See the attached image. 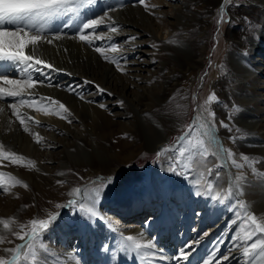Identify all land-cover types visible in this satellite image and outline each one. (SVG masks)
Segmentation results:
<instances>
[{
    "label": "bare ground",
    "instance_id": "1",
    "mask_svg": "<svg viewBox=\"0 0 264 264\" xmlns=\"http://www.w3.org/2000/svg\"><path fill=\"white\" fill-rule=\"evenodd\" d=\"M95 1L98 2L92 5H84L78 18L76 15H72L71 18L66 16L55 21H49L45 26L47 31L44 32L42 40L37 45H28L26 47V54L33 55L34 60L40 59L56 70L48 68H44L43 72L32 70L34 79L43 81V83H37L35 87H28L26 83L20 90V96L8 97L5 95L3 99H0V149L8 150L3 153L4 155L0 156V171L19 162H33L40 169H43L42 165L44 162L55 161L56 153L62 151L61 147H63L65 153L61 157L63 163L58 165L60 169L66 170L70 160L77 161L80 165H83L86 161L94 162L96 157H99L103 167H108L110 164L106 173H109V175H117L119 173L117 176L120 178L116 177L114 183H112L116 188L115 198L110 200L111 198L106 197L107 195L105 196V191L102 189L97 206L93 209V211H99L100 209L104 218L108 220L107 224L112 223L113 227L107 229L103 223L105 219L102 218L96 220V228L90 225V232L78 226L81 236L87 237L86 241L82 240L79 245L84 248L83 253H85V256L77 251L70 255L71 260H67L64 254L47 253L48 255L45 254L43 257L45 264H143L146 261L144 260L145 256L147 260H152L153 264H202L205 259L214 261V264H235L239 259L244 260L243 264H246V261L248 264H264V255L260 254L259 247L254 251H250L249 257L243 256L244 248L248 247L253 241L259 245L260 241L264 240V234L255 235L256 237H252L251 240L248 239L239 251H237V241L235 242L234 235L226 243L227 246L223 244V248L218 246L212 250L209 247L210 241L217 237L221 223H223V218H220L219 215L223 206L218 208L214 204L215 201L216 203L221 200L225 201L222 191L228 192L229 190L231 200H241V205L232 204V206L236 205L233 213L238 208L244 209V213H248L251 210L256 218L264 222V178L253 179L248 176L241 181H237L232 175V165L225 158L226 154H221L208 156L200 163L193 161L192 170L187 176L188 180L184 183V177L178 175L177 177H170L167 164V154L170 153L165 152V156L153 170L151 180L153 187L148 198H146L147 196L144 197L142 191L134 187L137 178L142 179L145 176L142 170L137 171V169L125 168L134 161L138 150L148 149L149 151L160 152L165 149L164 144L171 139L170 132L166 131L168 122L158 119L150 109L149 103L155 102H145V95H148L151 87L146 85V83L142 84L139 77L145 75V73L150 74L158 71L152 65V60L143 58L144 55L149 54V51L144 49V47L149 45L146 37L155 39V36H152L153 32L155 31L159 35L163 30L160 27L161 25L158 26L159 24L155 22L156 17L154 15L164 14V19H173L176 22L178 20L181 21L183 18L184 20L188 19L183 13L184 10L181 9V5L179 6L180 8L174 6V0H151L155 7L153 9L148 8L147 11L144 6L139 4L136 7H133L134 4L127 7L121 4L123 7L120 5L116 10L112 11L107 9L112 4H103L106 0ZM186 1L188 5L190 3L196 4V2L201 4L202 1H207L208 5L216 6V12L219 15H223L228 4L224 3V12L221 13L222 0ZM238 1L242 2L245 8L237 10L238 13L236 12L237 14L233 16L235 21H238V26L244 25L243 19L239 18V16L247 13L250 14L252 21L249 22L253 26H244L245 28L242 31L234 30L230 34L236 40V45L233 48L231 47L227 63L236 78L229 93L234 103L243 110L234 116L232 115L236 112L233 111H231V113L233 112L232 115L231 113L228 115L233 117L235 125L234 131H231L233 133L239 130L245 131L248 133V137L230 143V149L237 155L240 152L249 155H264V0ZM164 7H170L171 10H165ZM136 9L145 10L147 12L146 15L151 16L152 19L147 18L145 20L144 18L147 16H144V13H140L141 16H139L140 14H138ZM258 13H261V18L257 17ZM94 18L102 20L101 24L96 28V33L100 34V38L97 39L96 33L87 29L83 30V34L88 35L89 41H81L79 38L80 34H76V31L84 22ZM159 23L161 24V22ZM65 24H71V27L65 28ZM184 24H187V20H185ZM110 25L117 26L118 31L111 32L108 30ZM6 27L8 30H14V26L8 25ZM252 32L256 36H250ZM52 33H59L60 39H55ZM126 36L128 38L129 36H135L138 40L131 42L127 38L124 41L125 43L119 44V42L126 39ZM156 38L158 37L156 36ZM246 38L247 42L245 43ZM49 39L52 40L51 44L48 43ZM109 40L118 45L115 50L107 47ZM129 43L135 46L131 45L130 48H127L126 45H129ZM34 46H38L39 51H36L37 49L35 50ZM95 46H100L104 50V56L94 50ZM122 47L123 49H121ZM241 47H246L248 55H244L245 51H242ZM104 57H107L108 60ZM113 59L120 61V68L124 70L123 73L117 70L114 63L108 62ZM5 67L11 68L10 65H5ZM35 68H43V65H36ZM149 74L147 78H151ZM7 76L9 79H21L24 73L18 70H9ZM0 88L7 91L11 86L4 84L0 80ZM100 89L104 91H100ZM141 89L143 92L140 91ZM92 90L94 91L93 94ZM119 92L126 93V96L125 94L120 96ZM120 98L123 100L127 99L129 105L127 108H130V111L126 110V112H123L125 111L123 109L125 105L119 103ZM21 100L26 101V103L21 104ZM10 103H15V109L9 106ZM60 103L65 105L67 111L59 107ZM101 105L105 107L101 108ZM146 117L149 120L156 121L155 126L153 125L154 133L150 130L149 121ZM21 120L24 121L23 124H21ZM126 120L128 121L126 122ZM133 127H137L136 132H133ZM16 128L20 129L22 133L13 137L10 136L13 135V129ZM163 128L165 132H163ZM128 135L131 137L130 140L129 137L124 138ZM193 135L190 140L195 145L200 139L196 132ZM216 136L217 142L223 146L217 132ZM104 140L107 141L106 146L100 143V141ZM90 141L94 142V144H91ZM225 141L229 145V139ZM69 145L71 149L68 148ZM111 147L115 152H112L113 149L110 150ZM55 148L59 150L53 151ZM9 153L15 156L12 154L10 156ZM196 159L199 160L200 158L197 157ZM116 161L123 164L115 167L113 162ZM221 161H223L224 171L219 173V187H216L215 179L211 195L203 194L209 191L207 184L213 171L211 168L213 166L211 165H217ZM262 165L264 166V161H262ZM64 170L61 172L65 173ZM215 170L219 171V169ZM1 174L0 176H2ZM23 176L27 177L31 176V174H25L24 171ZM14 177L13 174H8L7 181L12 182ZM40 177L44 178L43 175ZM92 177L86 179L83 186H73L69 191L70 193L74 188H79V194L75 196L68 194L70 200H75L89 209L91 208V196L94 195L97 188H100ZM32 184L36 190H40V193H42L43 187L50 186L40 181ZM143 186L148 188L144 183ZM8 187L9 183L0 184L1 189H6L4 194L9 191ZM51 188L50 186L49 190L51 194H54L55 190ZM179 188L183 190L185 200L174 201L183 203L186 210L181 212L180 215H176V218L171 217V219L175 218L173 221L168 218L163 219L160 224L163 228L162 233L156 243V249L158 250L155 249L157 251L155 258L142 254L143 250L137 251L133 246L132 251H130V242L126 244L124 237L133 236L140 244L149 243L155 238L152 236V228H149L151 226L148 223L150 219H143L144 221L138 222L137 216L139 213H134V210L140 209L142 214L145 212L141 217L147 216L149 213L153 215L154 212L156 213L155 217H157L161 212L162 195L163 197L167 196L168 199L173 198L176 194V189ZM17 190L22 191L21 194ZM59 190L60 193H64L63 188ZM26 191L25 187L17 188L8 195L9 197L7 196L8 198L6 197V200L2 199L4 194L0 195V218L2 220L13 218L15 212L23 216L22 220L24 221L22 222L29 220L31 212H23L17 205L26 204L25 198L28 197V192ZM16 192L17 200L13 199V195ZM238 192H243V195H232ZM213 196L216 198L213 199ZM230 196L229 203L231 202ZM38 197L42 201L41 196L38 195ZM122 202H124L123 207L120 206ZM149 203L153 204L151 211H148L150 208ZM83 215L88 219V215L85 213ZM168 216L170 217V213H168ZM196 216L198 217V223L191 228L194 221H196ZM5 223L8 224L7 221ZM70 226L72 225L66 226L65 229ZM152 226H154V223H152ZM206 228L208 232L204 233ZM85 232H87L86 235H83L82 233ZM69 233L65 232V237ZM110 234L113 235V248L114 246L116 247L117 237H120L124 243L122 262L121 254L115 249L112 250L109 256L102 249L106 246L105 237H109ZM170 234H173V236L171 235L172 239L169 238ZM92 237L94 241L97 239L99 242L100 251L97 255H90L89 253L93 245ZM247 237L249 238L248 235ZM244 239H246V236ZM21 241L24 244L26 240ZM176 243L177 246H175ZM189 245L191 247L188 250L191 255L189 256V262H187L179 256V252L182 248ZM11 247L6 248L10 249ZM227 248L229 259L225 261L221 255L227 251ZM175 250L177 251L176 253Z\"/></svg>",
    "mask_w": 264,
    "mask_h": 264
},
{
    "label": "rangeland",
    "instance_id": "2",
    "mask_svg": "<svg viewBox=\"0 0 264 264\" xmlns=\"http://www.w3.org/2000/svg\"><path fill=\"white\" fill-rule=\"evenodd\" d=\"M106 1L109 3L114 2L115 4L113 3V5L115 8L116 6L120 7L121 4L125 5L126 7L132 4H134L133 7L138 6L135 0H123V1L106 0ZM149 1L151 0H145V3L148 5V8L153 9L154 8L152 7L153 2L152 1L149 2ZM174 4H175L174 6H178V8L182 7L181 9L184 10L183 13L188 17V19H185L187 20V24L186 25L184 24L185 22L184 18L181 21L178 20V22H176L173 19L170 20L169 19L166 20V18L164 19L163 17L165 16L164 14L158 16L154 15V17H156L155 22L159 24L158 26L161 25L160 27L163 28V30L160 32L159 35H157L155 31L153 32L152 36H155V39L146 37L147 41L149 42L148 43L149 45L144 47V49H146V51H149V54L144 55L143 58H146L150 61L152 60L153 62L152 65L154 66V68H157L158 73L157 72L150 74L145 73V75L139 77V80L141 79L142 84L146 83V85H149L151 87V91L148 93L147 96L145 95L146 97L145 102L148 103L150 101L155 102L156 104L149 103L151 111L157 116L158 119H163L166 122H168V125L166 126V131L170 132L171 139L168 143L164 144V148L169 149V151H166V153H170L167 154L168 167L169 164L172 162L173 150L180 147L182 144L186 143L185 141H181L180 137L183 136L184 133L187 132L189 128H192V133L194 135L195 132L197 133V135H199V139H203V137H201L200 135V131L202 130L197 131L196 124L205 123L206 122L205 119H201L200 121H197V119H195L194 122L192 119L195 116L197 118L198 115L201 117H207V112L205 111V109L215 114L216 132L217 135L220 136L222 140L224 149L231 151L230 143L237 142L238 140L248 137V133L242 130L233 133L235 129V125L233 123L232 116L240 113L243 109L234 103L229 93L230 88L232 87V85H234L233 81L236 78V75L233 73L227 61H228V54L230 49H232L233 46L236 45V40L233 39L230 35L231 32L234 30L242 31V29L245 28L244 26H249V27L253 26L249 22L252 21L250 19V14L247 13L245 14L243 13L241 16H239V18L241 17L243 19L244 25L238 26V21L236 22L233 16H235L238 13L237 10L239 8L242 9L245 8L244 7L245 5H243L242 2L239 1L237 2V0H232V3L227 4L224 12L225 14L223 13V15L217 14L216 6L208 5L207 1L206 2L202 1L201 4L200 2H196V4L190 3V5H188L186 0H177V1L174 0ZM87 8L89 9V7ZM107 9H110V7ZM164 9L168 11L171 10L170 7L169 8L164 7ZM137 10L138 9H136V11ZM140 13L141 14L144 13V16H147L146 15L147 12L143 9L138 10V14ZM261 13L260 14L258 13L257 17L261 18ZM141 14L139 16H141ZM221 16L223 17L224 21H228V22L221 23L220 31L219 33H217L216 32L217 21L221 18ZM147 18H151V16H147L144 19L146 20ZM159 22H161V24ZM165 34H166V38H165ZM156 36L158 38H156ZM250 36H256V34L252 32ZM125 38L126 39L119 42V44L125 43L124 41H126L128 37L126 36ZM247 38L245 39L246 40L245 43L247 42ZM137 40L138 38H136L135 41ZM130 43L129 45H126L127 48L131 47L132 44L130 45ZM34 49L35 50L37 49L36 51H39L38 46H34ZM121 49H123V47ZM246 50H247L246 47L242 48V51H246ZM115 57L117 58V56ZM148 74L150 75L149 77L151 78H147ZM140 91L143 92L142 89ZM91 92L93 94L94 91L92 90ZM123 94H125L126 96V93L119 92L120 96H124ZM213 94H215L217 100H213L209 102L208 98ZM119 101H120L119 103H121L122 101L123 104L125 105V107L123 108L125 111L123 112H126V110L128 111L131 110L130 108H127V106H129L127 103V99L123 100L122 98H120ZM99 102H103V101H99ZM231 111L236 113L233 114V112L231 113ZM229 113L233 115L229 116L228 115ZM146 118L149 121L150 130L154 133L155 129L153 125L155 126L156 121L149 120L148 117ZM229 118H231V122ZM207 119L210 120L211 118L207 117ZM127 121L128 120H126V122ZM220 121H223L225 124H229L231 130L233 131H231L230 133L228 130L222 127L220 125ZM133 128H134L133 132L134 131L136 132L137 127H133ZM163 132H165L164 128H163ZM21 133L22 131L16 128L13 129V135L10 136L13 137L14 135H19ZM125 134H129V133H125ZM193 134H191L189 139L192 138ZM129 135L124 138L129 137ZM230 136L233 137L234 140H230L229 139ZM91 138L93 137L91 136ZM130 139L131 137H129V140ZM228 139L230 141L229 145L226 144L225 141ZM90 143L94 144V142L92 141H90ZM100 143H102L105 146L107 145V141L105 140L100 141ZM68 148L71 149V146L69 145ZM61 149L62 151L56 153L55 161L52 160L49 163L44 162V164L42 165L43 169L42 168L40 169L38 165L33 162L31 163L19 162V163H15L9 168L7 167V169H3L2 171H0V174L3 173L1 174L2 176H0V184L9 183V187H8L9 191L5 194L3 193L4 195L2 199L6 200V197L12 191H15L17 188L20 189L21 187H25L27 190L26 192H28V197L25 198L26 204H17V205L19 209L22 210L23 212H31L29 220L26 222H22L24 221L22 220L23 216H21L19 213L16 212L14 213L13 218L4 219V220L0 218V220L8 222V228H5L4 224L0 223V233H2L0 234V240L3 241L2 243H0V257H3L5 259L11 258L12 253L5 252V250L7 249L6 247L12 246L10 249H15L17 248L18 245L21 244L22 241L19 239L16 233H19L20 235H24L25 233H30L32 231V227H31L32 220L34 219L50 220L52 217H56L55 222L50 223V225L46 229L38 228L39 235L37 239L33 242L34 247L33 248L25 247L23 249L24 250L23 255H21L17 264H22V263L45 264V259L43 257L45 254L48 255L47 253L64 254L65 258L67 257V260H71L70 255H72L73 252L79 251V253L82 254L84 250L83 247L79 246L82 241L81 239L82 236L81 233L79 232L78 226H80V228L82 227L83 229L88 230L87 232H90L89 231L90 225L95 224V226L93 227L95 228L97 219H101V218L105 219L100 209L98 211L100 214L99 218L95 217L89 219V217H91V212L89 211V208L87 207L81 208L79 206L80 205L79 203H77V205L74 207L66 206L68 204L67 202H69L68 200H70L68 194L70 189L73 188V186L75 187L83 186L85 184L84 181L90 178L91 176H93L92 179L96 181L97 186L102 188L103 182L108 180L109 178L113 180V183L116 177L120 178L119 176H117L119 175V173H117V175L116 174L109 175V173H106L107 168L110 166V164L108 167H103L102 161L100 160L99 157H96L94 162L86 161V163L83 165H80V163H78L77 161L75 162L73 160H70V163L66 166L67 168L66 170L60 169L58 168V165L63 163L61 161V157L65 153L63 147H61ZM112 149L113 148L111 147L110 150ZM57 150L59 149L55 148L53 151H57ZM5 151L8 150L0 149V153H4ZM113 151L114 149L112 150V152ZM157 153H160V155L157 156ZM232 153H233V159H235L236 164L241 165L240 168H236L235 165L232 163V160L228 159L226 155L225 158H227V162H229L233 167L232 175L234 179H236L237 181H241L248 176L252 177L253 179L264 178V166L262 165V161H264V155L244 154L250 158L249 161H245L241 155L243 153L240 152L238 155L237 153L234 152ZM164 154L165 152H161V151L160 152L152 151V150L149 151L148 149L138 150L137 156L134 158V161L130 165L125 167L126 169L128 168L137 169V171L142 170L145 176H143L142 179L137 178L134 187L135 189L142 191L144 197L147 196L146 198H148L149 196V190H151V188L153 187L151 181L152 171L155 169L156 165L159 164L163 156H165ZM211 155L216 156L214 148L209 149L208 156ZM192 162L193 161L185 160V164L190 169L192 168ZM113 164L115 167H119L123 163L116 161L113 162ZM211 166H213L211 167L213 169L211 174L214 177L211 174L210 177L212 178V181H215L216 173L217 172L220 173L224 171L223 161L218 162L217 165H211ZM215 169H219V171ZM63 170L65 171V173L61 172ZM170 170L172 171L173 177L174 176L177 177V175L184 177V180L182 179L183 182L184 183L187 182L188 180L187 176L190 171L187 173V175H185L182 172L180 174L174 173L171 168ZM24 171L25 174L30 173L31 176L24 177L23 176ZM8 174H13V176H15L12 182L7 181ZM41 175H43L44 177L43 179L40 177ZM17 181H19V183H17ZM37 181L45 182L46 185L47 184L50 185L55 190V193L51 194L49 190L50 186L43 187V191L42 193H40V190H36L32 184L33 182H37ZM143 183L148 188H145L143 186ZM61 188H63L64 191L63 194L59 192L60 191L59 189ZM115 189L116 188L115 186L112 185V183L108 185L107 188L104 189L105 196L107 195L106 197L111 198L110 200L114 199L116 195ZM0 190L3 189L0 188ZM21 192L22 191H18V193L20 194ZM222 193L224 195L225 201L221 200L223 201V203L221 202L216 203L215 201L214 204L218 208L223 206L222 212L221 214H219L220 218H223V223H221L220 231L217 237L214 238L212 241H210L209 247L212 250H214L218 246L223 248L222 247L223 244L227 246L226 243H228L234 235L235 242L237 241L236 242L237 251H239L242 249L243 245L246 244L245 242L249 239L247 235L249 236L251 234L252 237L254 238L256 236H260V234L263 235L264 233H260L258 229H256L255 233H253V229H255L256 226L253 225L249 219H246V217L248 216L247 214L250 213L254 214L251 210L248 211V213H244V209L242 210L238 208L235 211V213H233L232 211L230 215L229 208L231 207L228 206L229 205L228 201L230 196L229 190L228 192L222 191ZM38 195L41 196L42 201H40ZM13 199L17 200V192L13 195ZM56 205H61V207H56ZM83 213L88 215V219L84 217ZM149 215H151V213H149L146 216V219H149L148 218ZM242 219H243V223H241ZM256 219L258 224L264 226L263 221L259 220L258 218ZM107 221L108 220L105 219V222H103L105 227L107 229L112 228L113 224L112 223L107 224ZM197 223H198V217L196 216V221H194V224H192L191 228L195 227ZM68 225H72V226H70L68 229L67 228L65 229V227ZM65 232H70L67 237H65ZM87 232L82 234L86 235ZM94 232L96 231L94 230ZM110 232L113 233L111 230ZM207 232L208 229L206 228L204 230V233ZM244 235L246 236V239H244L245 237ZM26 238L27 236H25V239ZM77 238H80L78 242V250L74 251L76 249L75 244L78 241ZM169 238L172 239L171 234ZM62 239L66 240L67 242L63 241ZM117 239L118 240L116 247L114 246L113 248L112 246L113 235L110 234L109 237H105V244L106 246L109 244V249L111 252L114 249L118 251L121 254V259H122V255L124 254L123 253L124 243L120 237H117ZM216 240H220V242L218 244H215L214 248H212V245ZM93 241L94 240L92 237V244L95 242ZM149 242L152 243V241ZM147 244L148 243L141 244L142 245L141 251L143 250L141 253L149 257L150 256L149 254L151 253V249H149L148 251V248L144 247V245ZM106 246L105 248H102L104 249V252H106L105 251ZM93 248H95V244H93L92 247L90 248V252H89L90 255H94ZM129 249L130 251H132L131 243H129ZM231 249H233V247H231ZM97 250L98 252L100 251L99 245H97ZM33 252H35L36 254L35 258H33L31 255V253ZM98 252L96 253V255L98 254ZM156 253L157 251L154 250V252L151 253L153 254L152 257H155ZM83 254L85 256V253ZM227 254H228V248L226 252L222 253L221 257L227 256ZM243 261L244 260L239 259L235 264H243Z\"/></svg>",
    "mask_w": 264,
    "mask_h": 264
},
{
    "label": "snow or ice",
    "instance_id": "3",
    "mask_svg": "<svg viewBox=\"0 0 264 264\" xmlns=\"http://www.w3.org/2000/svg\"><path fill=\"white\" fill-rule=\"evenodd\" d=\"M135 2L139 5L144 6L146 11L148 10V5L145 3V0H135ZM94 3L95 0H0V80H2L4 84L11 86V88L7 91L3 88H0V99H3L5 95H7L8 97L20 96V90L24 87L26 83L28 87H35L37 83H43V81H36L34 79V77L32 76V70L43 72L44 68L52 69L51 65L45 64L40 59L34 60L33 55L26 54L25 52V49L28 45H37L42 40L44 32L47 31L45 26L48 24V22L55 21L58 18H63L66 16L71 18L72 15H76L78 18L80 10L85 4L92 5ZM224 3L230 4L232 3V0H222L220 9L221 13L224 12ZM110 10H115V7L110 6ZM101 22V19L96 18L88 20L80 26V28L76 31V34H80L79 38L81 41L88 42L89 37L88 35L83 34V30L90 29L93 33H96V28L99 24H101ZM227 22L228 21H224L223 17L221 16V18L217 21L216 32L219 33L221 23ZM8 25L14 26V30H8L6 27ZM64 27L69 28L71 27V24H65ZM33 30L35 31L33 32ZM108 30H110L111 32H117L118 27L110 25ZM52 36H54V38L57 40L60 39L59 33H52ZM96 37L97 39H99L100 34L96 33ZM128 40L135 41L136 37H129ZM48 43L51 44L52 40L49 39ZM90 46L92 45L90 44ZM107 47L115 50L118 45H115L111 40H109L107 42ZM94 50L98 52L101 56H104V50L100 46H95ZM244 55H248V52L245 51ZM104 58L108 60L107 57ZM108 62L114 63L118 71H121L122 73L124 72V70L120 68V61L113 59ZM5 65H10L11 68L5 67ZM36 65H43V68H35ZM9 70H18L19 72L24 73V76L21 79H9L7 76V72ZM100 91L104 90L100 89ZM213 100H217L215 94L208 98L209 102ZM20 103L23 104L26 103V101L21 100ZM122 104L123 102L121 101V105ZM9 106L13 109H15L16 107L15 103H10ZM59 107L67 111L64 104L60 103ZM100 107L104 108L105 106L101 105ZM205 111L207 112V117L211 118L210 120H208L207 117H201L199 115L196 118L197 121H200L201 119H205L206 121L205 123L196 124V130H202L200 131V135L201 137H203V139H200L195 145L192 144L191 140L189 139L192 134V128H189L188 131L180 137V140L186 141V143L173 150L172 162L169 164V167L173 170L174 173L180 174L182 172L183 174L187 175V173L191 171V169L185 164V160L200 163L203 159L208 156L210 148L216 149V155L226 153L227 158L232 160V163L235 165L236 168L241 167V165L236 164L235 159H233V153L230 150L224 149L222 144H219L217 142L215 114L211 111H208L207 109H205ZM229 120L231 122V118H229ZM23 123L24 121L21 120V124ZM220 125L229 132H231L229 124H225L223 121H220ZM25 131H27V129H25ZM229 139L234 140V138L231 136L229 137ZM166 151H169V149L161 150V152ZM2 155L4 154L0 153V156ZM9 155L11 156V154ZM159 155L160 153H157V156ZM241 155L245 161L250 160L247 155ZM197 157L200 159L197 160ZM218 180L219 172L216 173V187H219ZM17 183H19V181H17ZM111 183H113V180L109 178L108 180L103 182L102 188L106 189L107 186ZM207 187L209 191L203 194L211 195V189L213 187L212 180L208 181ZM102 188H97L95 190L94 195H92L90 198L91 208L89 209V211L91 212V217H89V219L99 216L98 211H93V209H95L97 206L99 197L102 194ZM4 191H6V189L0 190V195H2ZM79 193L80 189L74 188L69 193V195L75 196ZM232 195H243V192L233 193ZM212 198L215 199L216 197L213 196ZM220 202L223 203V201ZM77 203L78 202L75 200H70L66 206L74 207L77 205ZM233 203L236 205H241V201L239 199H235L231 200L228 206L232 207ZM79 206L81 208L84 207L83 204H80ZM56 207H61V205H56ZM55 219L56 217H52L50 220L34 219L31 221L32 231L30 233H25L24 235L16 233L20 240H25V236H27L26 243L18 245L15 249H6V252L12 253L11 259H5L3 257H0V264H17L21 255H23V249L25 247H34L33 242L37 239L39 235L38 228L46 229L50 225V223L55 222ZM246 219H249L251 223L256 226L255 229H253V233H255L256 229H258L260 233H264V226H261L257 223V219L254 214L250 213L246 217ZM0 223H3L4 227L8 228V224L4 221L0 220ZM241 223H243V219L241 220ZM123 239L126 244L130 242L131 245L137 251L140 250L142 247V245L138 243L133 236H126ZM251 239L252 235L250 234L249 240ZM2 242L3 241L0 240V243ZM154 246L155 245L151 242H149L147 245H144V247L148 249H151ZM190 247V245L186 246L185 248H182L179 252V256L187 262H189V256L191 255V252L188 250ZM258 247L260 249V254L264 255V240H261L259 245L255 241H253L248 247H245L243 256L249 257V252L256 250ZM31 255L33 258H35L36 254L35 252H33L31 253ZM228 259V256L223 257V260L225 261H227ZM202 264H214V261L210 259H205L204 261H202ZM246 264H248L247 261Z\"/></svg>",
    "mask_w": 264,
    "mask_h": 264
}]
</instances>
